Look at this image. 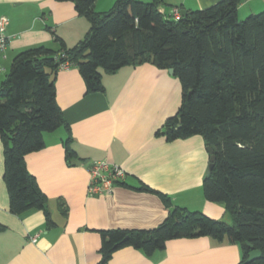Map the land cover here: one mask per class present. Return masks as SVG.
Listing matches in <instances>:
<instances>
[{
    "label": "trees",
    "instance_id": "1",
    "mask_svg": "<svg viewBox=\"0 0 264 264\" xmlns=\"http://www.w3.org/2000/svg\"><path fill=\"white\" fill-rule=\"evenodd\" d=\"M56 1L73 2L89 29L72 46L53 36L57 49L35 46L19 52L0 82V140L10 212L40 209L47 224L53 223L25 155L43 148L45 132L68 127L56 102L60 65L76 66L91 93L104 90L102 73L151 62L172 69L181 86L180 106L161 134L169 141L202 136L213 154L203 195L225 204L230 223L175 206L161 194L169 212L156 227L100 231L99 264L122 247L151 255L171 239L199 236L238 244V264H264V10L239 21L237 7L243 0H220L174 20L160 10L164 0H115L107 11H96V0ZM63 142L69 161L75 156L69 130ZM60 210L66 212L61 204ZM252 250L260 256L246 262Z\"/></svg>",
    "mask_w": 264,
    "mask_h": 264
},
{
    "label": "crops",
    "instance_id": "2",
    "mask_svg": "<svg viewBox=\"0 0 264 264\" xmlns=\"http://www.w3.org/2000/svg\"><path fill=\"white\" fill-rule=\"evenodd\" d=\"M218 1L180 0L173 8L203 9ZM253 2L264 9V0H243L238 6ZM249 7L256 10L255 4ZM0 16L9 19L0 72L25 49H57L53 36L72 46L89 29L71 1L0 0ZM102 84L103 91L88 93L76 66L59 68L56 102L68 127L45 132L43 148L25 155L29 173L47 198L52 224L40 209L10 212L0 140V264H99L100 231L156 227L169 212L161 194L175 206L230 223L225 204L203 195L209 153L202 136L169 141L161 134L181 103L177 77L142 62L102 73ZM68 130L75 151L69 161L63 142ZM95 161L119 165L126 174L124 183L115 184L110 193L90 195L88 171ZM241 257L238 244L199 236L171 239L151 255L122 247L105 264H238Z\"/></svg>",
    "mask_w": 264,
    "mask_h": 264
},
{
    "label": "built area",
    "instance_id": "3",
    "mask_svg": "<svg viewBox=\"0 0 264 264\" xmlns=\"http://www.w3.org/2000/svg\"><path fill=\"white\" fill-rule=\"evenodd\" d=\"M169 18L177 20L181 17L177 7L166 14ZM9 24V19L6 16H0V58H4V52L9 44V36L6 34V28ZM67 62L62 63L60 68H67ZM2 67L0 65V71ZM89 182L88 193L90 195H100L110 193L113 186L123 181L125 178L124 170L116 164H110L105 161H95L89 167ZM35 241V238L32 239Z\"/></svg>",
    "mask_w": 264,
    "mask_h": 264
},
{
    "label": "rangeland",
    "instance_id": "4",
    "mask_svg": "<svg viewBox=\"0 0 264 264\" xmlns=\"http://www.w3.org/2000/svg\"><path fill=\"white\" fill-rule=\"evenodd\" d=\"M114 1L115 0H97L96 7L99 11H107L113 5ZM137 1L149 3L150 0H137ZM252 4H253V7H254V4L256 6V10L254 12H250V11H252V8L249 6H251ZM174 6H180V0H164L163 4L160 7L163 9L165 14H168L169 11ZM262 7H263L262 5L255 3V2L245 3L244 5L238 6L237 7L238 20L241 21V20L245 19L249 14L260 13L261 11L264 10V9H261ZM10 62H11L10 59H8L6 61L5 70L3 69V71L0 72V79H3L5 77V75L8 73L9 67H10Z\"/></svg>",
    "mask_w": 264,
    "mask_h": 264
},
{
    "label": "water",
    "instance_id": "5",
    "mask_svg": "<svg viewBox=\"0 0 264 264\" xmlns=\"http://www.w3.org/2000/svg\"><path fill=\"white\" fill-rule=\"evenodd\" d=\"M180 15H181V17H184L186 15V11L181 10ZM151 60H153V58H151ZM168 72H169V74H173L172 69H168ZM206 150L209 153L208 169H210L212 166V161H213L212 149L209 146H206ZM258 256H260V251L259 250H252L251 252H249L248 257L246 259V262H249V261L257 258Z\"/></svg>",
    "mask_w": 264,
    "mask_h": 264
}]
</instances>
